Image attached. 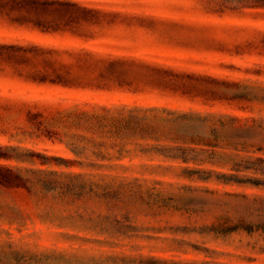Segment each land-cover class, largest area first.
I'll list each match as a JSON object with an SVG mask.
<instances>
[{
  "label": "rangeland",
  "instance_id": "rangeland-1",
  "mask_svg": "<svg viewBox=\"0 0 264 264\" xmlns=\"http://www.w3.org/2000/svg\"><path fill=\"white\" fill-rule=\"evenodd\" d=\"M90 43L101 50L122 51L110 39ZM135 53H148L174 64L221 70L218 58L212 55L158 48L135 50ZM228 58L242 66H248L243 62L252 60L264 63L263 58ZM235 75L255 90L264 87V75ZM0 94V145L73 160L66 165L0 159V164L29 179V187L0 185V242L11 241L21 250L72 246L85 249L77 250L82 255L124 251L226 264H264V230L200 232L202 226L223 221L225 217L237 221L246 215L247 205L264 195V186L223 182L214 176L188 177L183 173L185 167L232 170L228 164L184 162L165 156L161 146L174 143L165 137L154 138L128 129L115 131L116 119L125 117L133 108L148 105L227 113L236 118L216 115L206 122L220 128L216 138L218 152L264 156V151L257 149L264 148V101H252L249 110L242 112L144 96H92L3 83ZM220 122L224 126L220 127ZM196 130L213 137L208 127L198 125ZM243 142L249 145L243 147ZM235 143L237 148L233 146ZM41 170L56 173L50 175ZM41 178L56 181L42 184ZM115 219L130 225L127 234L137 236L110 237L116 229ZM95 238L115 239L120 243L111 246L96 242Z\"/></svg>",
  "mask_w": 264,
  "mask_h": 264
},
{
  "label": "trees",
  "instance_id": "trees-1",
  "mask_svg": "<svg viewBox=\"0 0 264 264\" xmlns=\"http://www.w3.org/2000/svg\"><path fill=\"white\" fill-rule=\"evenodd\" d=\"M259 21H264V0H0V83L92 96H144L245 112L252 101H264V87L255 90L243 84L235 73L264 75V63L252 60L243 62L248 66H242L228 57L264 59V23ZM100 39L112 40L122 51H105L91 45V41ZM151 48L216 56L221 70L174 64L148 53H135ZM216 115L236 118L194 108L179 110L148 105L133 108L125 117L116 119L115 131L128 129L154 138L165 137L174 141L161 146L165 156L184 162L228 164L232 170L185 167L183 173L188 177L214 176L223 182L264 186V156L218 152L216 138L220 128L206 125L208 118ZM198 125L208 127L213 137L196 130ZM222 126L224 123L220 122ZM237 145L233 144L234 148ZM246 145L249 144L242 143L243 147ZM18 149L0 145V159L66 165L73 161ZM257 149L264 151L261 146ZM40 180L42 184L56 181ZM28 182L18 171L0 164V185L27 187ZM113 224L116 229L110 237L137 236L127 234L130 225L121 220L115 219ZM239 228L264 230V195L254 198L247 205L246 215L237 221L225 217L223 221L202 226L200 232L207 229L224 233ZM94 241L111 246L120 243L109 238ZM79 249L85 250L72 246L21 250L11 241H2L0 264H226L124 251L82 255L77 252Z\"/></svg>",
  "mask_w": 264,
  "mask_h": 264
}]
</instances>
